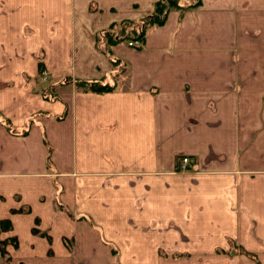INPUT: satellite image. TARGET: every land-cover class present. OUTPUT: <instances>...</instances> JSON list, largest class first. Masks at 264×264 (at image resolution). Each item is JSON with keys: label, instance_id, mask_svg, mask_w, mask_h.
Instances as JSON below:
<instances>
[{"label": "crops", "instance_id": "1", "mask_svg": "<svg viewBox=\"0 0 264 264\" xmlns=\"http://www.w3.org/2000/svg\"><path fill=\"white\" fill-rule=\"evenodd\" d=\"M155 1L0 0V264L160 263L167 218L264 253V0H179L106 47Z\"/></svg>", "mask_w": 264, "mask_h": 264}, {"label": "rangeland", "instance_id": "2", "mask_svg": "<svg viewBox=\"0 0 264 264\" xmlns=\"http://www.w3.org/2000/svg\"><path fill=\"white\" fill-rule=\"evenodd\" d=\"M185 1L186 2L184 3L196 2V0H185ZM153 17L147 19L146 16L141 20H139V22L122 20L120 22H117V24L116 23L111 24L107 28L105 33H102L106 47L112 44V41L116 37L119 38L120 41L124 40L128 46L137 48L138 46L141 45V41L139 39H136V37L139 35V31L140 30L145 31V29L149 26L148 22L150 20L159 19L158 16H153ZM134 40L137 41L139 40L138 44L130 45L128 43L129 41L132 42ZM42 71L43 69L40 70V72ZM39 75L42 78V73L41 74L39 73ZM43 76H45L46 78L41 80L44 82L46 81L47 84L48 76L47 75H43ZM179 170L182 172H189V171L191 172L190 161L186 169L184 170L179 169ZM169 195H171V192L169 193ZM153 220L155 221L153 225L157 226L160 223L158 222L159 219L155 218ZM170 220L171 219L167 218L166 219L167 223L165 224V226H163V224L159 226V230H160L159 234H157L158 230H155L154 234H152L151 232L152 230H149L151 233L150 237L152 238L154 237L152 240L158 241L157 242L158 244L156 243L157 248L154 251H152V254L154 252V254H156L155 256L157 257L158 261H160V263H158L157 261H153L150 264H263L259 257L263 259L264 253H262L261 255L260 254L254 255V253L244 250L240 246V244L233 239L228 238L226 240V242L228 243L226 247L220 245L222 242L219 245H213L214 243H209L207 246L203 247L204 244L203 242H206L204 241V238H206L204 236H202L203 240H201L202 237H200L199 239V237L196 238L197 235H189L186 232H183L181 234H177V233L174 234L171 231L172 223ZM150 224L151 221L149 223L148 228H150ZM187 229L188 228H183L182 231L184 230L186 231ZM0 248L2 249L1 246ZM115 253H117L118 255L119 254L118 250H115Z\"/></svg>", "mask_w": 264, "mask_h": 264}, {"label": "trees", "instance_id": "3", "mask_svg": "<svg viewBox=\"0 0 264 264\" xmlns=\"http://www.w3.org/2000/svg\"><path fill=\"white\" fill-rule=\"evenodd\" d=\"M198 2L199 1L197 0L196 4ZM176 7L181 8L180 5H179V0H156L153 3L152 11L147 16V19H150L153 16H158L159 19L158 20H150L149 22H151V23L148 22V24H155V25L161 24L163 22V20H164V17H165V14L167 13V11L170 8H176ZM143 35H144V31L140 30L139 31V35L136 37V39L142 40L143 39ZM117 40H118V38H117ZM115 41H116V39H114L112 41V43H114ZM90 88L94 89V90H97V91H103V90L109 89V86L108 85H100V84H97V83H93V84H90ZM0 251H3V249L0 248Z\"/></svg>", "mask_w": 264, "mask_h": 264}, {"label": "built area", "instance_id": "4", "mask_svg": "<svg viewBox=\"0 0 264 264\" xmlns=\"http://www.w3.org/2000/svg\"><path fill=\"white\" fill-rule=\"evenodd\" d=\"M139 41V40H138ZM138 41L137 40H134V41H129L128 43L130 44V45H136V44H138ZM43 75H46V72L45 71H42V79H44V78H46L45 76H43ZM189 161H190V159H189V157L188 156H182V157H180L179 159H178V166H179V169H181V170H184V169H186V167L189 165Z\"/></svg>", "mask_w": 264, "mask_h": 264}]
</instances>
